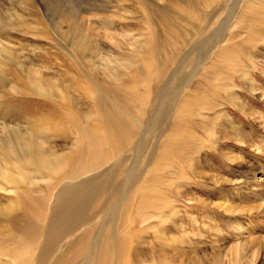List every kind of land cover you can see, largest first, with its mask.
I'll return each instance as SVG.
<instances>
[{
    "label": "bare ground",
    "instance_id": "1",
    "mask_svg": "<svg viewBox=\"0 0 264 264\" xmlns=\"http://www.w3.org/2000/svg\"><path fill=\"white\" fill-rule=\"evenodd\" d=\"M138 1L141 11L137 14L141 13L142 20H130L126 31H138L145 41L142 45L124 40L125 46L133 50L127 63L112 59V53L105 58L90 28H53L32 0L25 2L33 7L31 18L0 12L3 35L11 34L7 25L14 32L35 38L57 36L72 40L67 51L78 66L76 69L61 54L65 70L60 76L68 83L66 86L34 69L38 65H32V61L30 66L16 63L24 79L17 73L13 78L22 87L15 88L17 83L10 85L0 76V200L7 202L0 203V247L5 251L12 245L14 249L10 255L0 252L13 264L30 261L25 252L28 246L35 248V264H129L130 256L133 264H146L139 248L145 243L142 236L147 229L130 236L131 228L151 219L162 225L168 217L177 220L161 232L182 233L178 240L184 245V221L178 219L179 211L168 196H173V180L186 178L183 172L192 168V161H200V152L190 151L197 149L193 142L197 132L207 130L204 120L209 117L202 112H211L214 117L208 123L216 124L218 129L225 127L234 141L243 144L246 140L244 130L235 126L223 106L228 103L242 114L250 111L234 92L236 81L232 74H239V82L247 84L252 92L258 90L248 71L252 67L264 74V0H177L184 7L181 9ZM44 4L47 16L52 17L55 6L61 9L62 21L71 22V1L44 0ZM207 8L211 9L209 13L202 11ZM177 20L199 22L193 30L197 33L189 32L192 40L198 38L196 43L190 44L183 34L182 40L172 41L155 28L174 27ZM111 39L118 40L116 36ZM118 47L127 50L122 44ZM32 48L34 53L40 51L41 59L43 46L33 43ZM97 59L105 62L103 78L90 72L100 71L93 64ZM189 66L191 73L186 71ZM45 67L52 69L49 62ZM75 70L77 76L71 74ZM122 71H130L131 76ZM198 75L203 76L202 82H195ZM76 85L91 89L80 96V100L88 102L85 111L69 93ZM186 90L197 95H183ZM195 118L203 121L196 122ZM47 119L60 126L54 134L41 137V124ZM57 139L66 148L60 151L45 146V141ZM234 157L231 154L229 159ZM46 180L45 188H41L40 182ZM252 182L256 193L264 195V164L254 172ZM30 192L37 196L29 197L35 212L26 206L25 197L27 200ZM9 193L15 196L16 208L8 199ZM133 206L138 221L131 218ZM150 212L153 215L149 217L146 213ZM132 242L136 247L130 255ZM182 247L174 248L178 252L174 260L165 253L157 264L180 261ZM2 261L0 264H8Z\"/></svg>",
    "mask_w": 264,
    "mask_h": 264
},
{
    "label": "rangeland",
    "instance_id": "2",
    "mask_svg": "<svg viewBox=\"0 0 264 264\" xmlns=\"http://www.w3.org/2000/svg\"><path fill=\"white\" fill-rule=\"evenodd\" d=\"M28 1L29 0H0V12L19 13L23 14L26 18H31L33 15V7L31 4H26ZM32 1H34V4L39 8L41 17L47 23H52L53 28H58L59 26L62 30L66 31L68 27L72 28V30H78L84 27L93 30L96 34L94 43L98 48H101L102 55L105 58H107V54L111 55L112 53V59L116 58L121 60V62L124 61V63H127V59L131 57L129 54L133 53V50H129L127 46H125L126 42L124 40L129 43H141L144 45L145 36L139 34L138 31H126L130 20L136 23L142 20L141 13L137 14V12L141 11L138 0H131L130 2L125 0H69L74 7L72 10L73 17H71V22L62 21L61 9L57 10L54 6L52 17L47 16L44 0ZM146 1L154 2L159 7L173 6L175 8L177 6L180 9L184 8L177 0ZM20 2H22V4ZM177 11L178 10H175L176 13ZM202 11L209 13L211 9H202ZM224 17L225 16H223V18ZM177 22L178 23L173 25L174 27L168 28L166 26L155 25V28L162 34L170 37L172 41L176 39L182 40L181 34H183L187 36L190 44L196 43L198 38L192 40L189 32L192 31L195 35L197 31L193 30L196 25L198 27L199 22L192 21L188 23L178 20ZM3 25L4 24L0 23V27ZM5 26L11 34L7 36L0 32L1 77L10 85H12V83H17L15 84V88L16 86H21L18 80L13 78L18 74L17 77L24 79L16 66V63L21 62L25 66H30L31 64L38 65L34 69L39 70L45 76L52 77L54 82L62 86L68 84L63 80V76H60V74L63 75V70H65L63 69V62L60 58L62 55H66L76 69L78 68L77 62L67 51V47L70 48L72 40L58 38L57 36H50L51 39L45 37L35 38L27 34L14 32L11 30L10 26ZM143 28L144 27H141V30H143ZM172 30L174 32H172ZM234 33H237V31ZM242 35H244V33H242ZM111 36H116L118 40L111 39ZM33 43H39L43 46L44 49L40 54L42 56L41 59L38 58L40 51L34 53L35 49L32 48ZM239 43L240 41L233 44L237 45ZM119 44H122L127 50H124V52L120 50L119 47L117 48ZM184 49L189 51L190 47L184 44ZM46 50H48L49 54L46 53ZM69 50L72 51V49ZM53 54H55L56 58ZM194 55L196 56V53ZM9 59H12V61H9ZM31 61L32 63L29 64ZM46 61L50 63L52 69H46ZM93 64H95L100 71L96 72L95 69H91V71L89 69V71L98 74V78H103L104 76L102 73L105 62L97 59ZM100 64H102V67H99ZM242 67L247 69L245 66ZM250 69L251 70L248 72L250 76L253 77L252 81L254 83L252 85H254L256 89L258 88L256 92H252L246 86L247 81L244 82L246 85H242V83L239 82V74H232V78L236 81L234 92L236 91V94L243 99L242 101L248 104H246V110L250 111H247L246 114H242L236 107L228 103L223 106V112L228 118L234 119L235 126L244 130L246 140L243 144L234 141L233 136H229V133L225 131V127L222 129L219 127L218 129L216 124L211 125L210 122L208 123V121L214 117L211 112H202L198 110V112L200 111L209 117V120H204L207 122H204V125L207 126L206 133L197 132L196 137L193 139L197 149L190 151L192 154L197 151L200 152V161H192V168L183 172V175H185L187 179L184 178L180 180L177 178L173 180L171 187L173 196H168L173 206L179 211L178 219L180 222L181 220L184 221L183 230H185L186 234L185 244L182 245V243L179 242L181 237H183L182 233L177 234L171 232V230L167 231V233L161 232L163 227H171V224L177 220L176 217H168L162 225L159 224L157 219H151L142 226H138L137 224L131 228V232L129 233L130 236H133V232H135L136 236L138 232L147 229L146 233L142 236L145 243L140 245L139 248L143 256L142 261H145L146 264H157V261L163 257L165 253H167L168 258H173L174 260L178 253L174 248H180L182 246V255L179 258L180 261H173L174 264H264V195L256 193L257 190L253 187L254 183L252 182L254 172L259 170V167L264 164V74L260 71H255L252 67ZM192 70L190 66L188 68L186 67L188 73H191ZM71 74L77 76V71L75 70ZM122 74L131 76L130 71H122ZM202 80V75H198V77L195 78V82H202ZM224 83L225 82L222 84L224 85ZM82 88L83 87L79 85L73 86L70 88L69 93L75 100L82 103V109L85 111L88 109V102L80 100V96L84 95V92L90 93L91 89ZM1 92L2 90L0 87V94ZM183 95L196 96L197 94L192 93L190 90H186L183 92ZM242 101H238L237 103L242 104ZM145 119H147V116ZM194 120L196 122L203 121L200 118H195ZM211 122H213V120H211ZM215 122L217 121H214V123ZM220 123L224 126L222 120H220ZM22 125L24 126V124ZM41 125V137H44V135L50 136L54 134L55 129L60 126V123L52 119H47L43 121ZM2 126L3 122L0 121V127ZM225 126L228 128V124L225 123ZM216 133L218 134L217 137L214 136ZM45 146L55 147L56 150L60 151L66 148L65 144L60 139L54 142L45 141ZM231 154L235 156L233 159H229ZM173 173L175 174V171H173ZM158 175L164 176L163 173ZM175 177L176 176L172 177V179ZM48 180H46V182H40L39 186L45 188ZM156 188L165 190L163 187ZM31 189H36V187H32ZM154 192L156 194L158 193L157 190ZM45 194L47 195L48 193ZM27 195V200L25 197L26 206L28 209L35 212V206L31 200H29V197L37 196L32 192ZM7 196L10 202H12L13 208H16L18 204L14 194L9 193ZM138 198L139 196H137L135 200L137 203ZM0 201L1 204L5 203L7 205L6 201L2 199ZM136 202L134 206L137 205ZM134 206L133 210H131V218L138 221L139 215L135 211L136 207ZM146 214H148L147 216L149 217L153 215L151 212ZM148 226L152 227L147 228ZM7 231L11 233L9 228ZM168 232H170L169 235ZM175 238L177 239L173 240ZM177 240L179 243L176 244ZM133 241H136L135 237ZM130 247V255H132L136 245L132 242ZM30 248L31 247L28 246L25 249L30 259L27 264H35V248L34 246ZM13 250L12 245L7 247L5 251L0 247V251L5 255H10L9 251L13 252ZM1 252L0 260H3L2 262L5 263L8 262V264H13V261H7L8 258L4 257ZM128 261L129 264H133L131 256Z\"/></svg>",
    "mask_w": 264,
    "mask_h": 264
}]
</instances>
